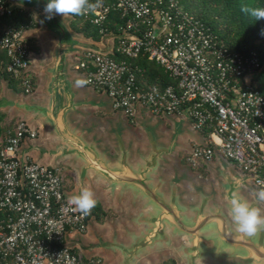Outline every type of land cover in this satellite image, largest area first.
I'll use <instances>...</instances> for the list:
<instances>
[{
    "label": "built area",
    "instance_id": "1",
    "mask_svg": "<svg viewBox=\"0 0 264 264\" xmlns=\"http://www.w3.org/2000/svg\"><path fill=\"white\" fill-rule=\"evenodd\" d=\"M15 7L13 0H0V18L12 16ZM112 11L127 20L122 33L110 34L117 36L113 51L87 50L73 57L74 71L88 81L85 86L106 95L133 125L141 110L155 118L187 117L192 130L207 131L209 139L193 148L192 168L220 157L248 177L255 191L264 188V87L257 83L263 71L258 53L232 52L183 10L181 0H99L95 12L83 17L104 31ZM0 51L7 53V71L21 79L24 95L33 96L32 45L26 31L6 28ZM142 57L163 67L178 87L140 86L135 62ZM38 138L37 129L19 120L0 150V264H104L68 244L69 236L88 234L89 215L68 204L60 169L34 161L21 164L24 140Z\"/></svg>",
    "mask_w": 264,
    "mask_h": 264
},
{
    "label": "water",
    "instance_id": "2",
    "mask_svg": "<svg viewBox=\"0 0 264 264\" xmlns=\"http://www.w3.org/2000/svg\"><path fill=\"white\" fill-rule=\"evenodd\" d=\"M15 1L14 5L18 2V6L36 13L39 26L46 23L43 7L28 0ZM48 20L59 35V43L54 62L47 69L42 68L46 78L42 86L45 103L21 98L3 100L0 108H16L39 119L58 139L54 154L77 167L81 188L100 180L112 200L128 198L136 207L131 226L125 229V241L115 234L113 240L101 241L97 247L115 252L119 264H150L154 257L171 252L177 255L178 264H264V230L245 236L237 231L230 214L229 199L236 192L264 215V201L258 199L250 179L219 157L218 188L208 192L197 188L195 202L186 203L180 182L164 178L162 170L180 148L187 117L177 123L168 142H159L157 134L148 130L145 150L136 151L134 143L116 129L113 135L117 155H110L94 130L78 120L87 106L96 103L79 99L76 80L70 77L68 66H73V57L84 51L110 54L113 48L106 52L84 38L78 39L56 15ZM77 79L81 78L77 75ZM147 114L141 110L139 115Z\"/></svg>",
    "mask_w": 264,
    "mask_h": 264
},
{
    "label": "rangeland",
    "instance_id": "3",
    "mask_svg": "<svg viewBox=\"0 0 264 264\" xmlns=\"http://www.w3.org/2000/svg\"><path fill=\"white\" fill-rule=\"evenodd\" d=\"M15 1V0H14ZM35 6H46L45 0H28ZM16 2V1H15ZM18 4V2H17ZM15 3V6H18ZM35 16L36 13L34 12ZM58 20L66 26L67 29L75 34L78 39H83V36L76 33L71 23L74 17L71 15L63 16L55 14ZM69 26V28H68ZM28 39H33L35 42L32 44V59H31V73L36 79V99H43L42 86L46 82L45 76L42 74V68L47 69L51 65L56 56L57 44L59 43V35L53 30L52 25L47 19L46 23H42L39 28L28 31L26 33ZM106 52H110L114 46V36L107 35L103 39ZM69 74L71 78L77 79V73L74 71L73 66L69 64ZM39 75V76H38ZM6 85L5 82H0V90ZM22 95V94H21ZM83 95L91 96L98 103L97 108H85L83 114L79 116L78 120L85 127H90L94 131V135L100 137L103 141V148L106 149L110 155L116 156L117 150L114 145L113 132L116 129L123 131L124 137L128 142L134 143L135 150H145L147 146V131H154L159 137V142H168L172 138L174 129L183 115H174L170 117L155 118L148 113L147 115L138 117V123L133 125L124 115L113 109L111 100L104 94H98L89 87H83ZM16 99L25 97H18ZM11 124H7L10 128ZM13 129L16 127V122L11 126ZM10 130V131H13ZM191 130V131H190ZM9 132V131H8ZM183 136L180 138V148L176 154L170 158L167 165L162 170V176L169 180H178L185 194L186 203H194L196 199V189L203 188L207 192L218 188V177L216 167L220 165V159H216L210 165H203L200 169H194L190 166L188 159L193 150L197 146L207 145L209 142L208 135L205 131H193L192 123L189 119L184 122ZM64 167L60 166V173L64 179L66 191L76 190L81 187L78 181V170L75 165L70 163L69 160L64 162ZM201 177V179L199 178ZM84 187L90 188L95 196L97 202L101 203L105 216L98 221L94 220V226L97 228L98 234H103L108 238V233H118L123 235V231L130 227V218L135 214L136 207L131 205L128 198L120 202L118 199H111L108 192L105 190L106 184L102 181H95L88 183ZM83 187V188H84ZM178 242L177 244H179ZM169 259L177 261L175 252L165 253L163 256L154 257L150 264H162Z\"/></svg>",
    "mask_w": 264,
    "mask_h": 264
},
{
    "label": "trees",
    "instance_id": "4",
    "mask_svg": "<svg viewBox=\"0 0 264 264\" xmlns=\"http://www.w3.org/2000/svg\"><path fill=\"white\" fill-rule=\"evenodd\" d=\"M242 5L251 7H264V0H181V6L184 11L195 16L201 22L206 24L221 41L232 51L242 54L257 52L263 65V71L259 75L257 83L259 87H264V35L261 30L264 29V20H254L241 11ZM71 23L72 29L96 42L110 34H120L126 26L127 20L122 13L112 11L109 21L102 28L91 25L86 22L83 16H74ZM14 28L22 31H30L39 28V24L35 19L32 10L15 7L12 16L0 18V34L8 28ZM35 41L28 39V43L32 45ZM117 44V39L115 40ZM117 60L122 59L116 55ZM9 58L5 51H0V82L5 81L9 89L15 94H24L21 79L15 78L14 75L8 73L7 65ZM139 66L141 72L138 73V81L142 87H158L165 90L169 87H178V80L161 66L154 62L148 61L146 58H140L135 62ZM34 89L36 90V79L32 76ZM97 92V91H95ZM98 94H102L97 92ZM6 114H0V150L4 145V140L8 135V131L13 127H7ZM191 121V120H190ZM192 123V121H191ZM208 135L207 131H205ZM105 211L101 203L97 202L96 207L89 214L90 218L100 221L105 216ZM162 264H178L176 260L169 259Z\"/></svg>",
    "mask_w": 264,
    "mask_h": 264
},
{
    "label": "crops",
    "instance_id": "5",
    "mask_svg": "<svg viewBox=\"0 0 264 264\" xmlns=\"http://www.w3.org/2000/svg\"><path fill=\"white\" fill-rule=\"evenodd\" d=\"M16 7H21V6H16ZM26 33H28V31ZM83 38L88 43L94 46H97L102 50H106L107 48V46H105V44L103 43V39L101 42H96L84 36ZM75 88H76V91L78 92V97L80 100L87 99V100H90L96 103L95 106H87L86 108L94 109L98 107L97 101L91 98V96L83 95V87H75ZM35 94H36V90H35L34 95L31 97H27L24 94L22 95L15 94L9 89L6 83V85L3 86V89L0 90V102L3 100H10V101L19 100L15 98V95H17L18 97H22V96L25 97L27 101H32L34 103H40V104L45 103L47 97L43 92L41 94L43 96V99H39V98L36 99ZM0 114L7 115V118L5 121L6 124H11L13 122L17 123L19 120H23V121H26L33 128L37 129L39 132V138L37 140H30V139L24 140L21 146L20 152H19V159L21 162L34 161V162H38L43 165H47L51 167H60V166L64 167L63 165L64 162L69 159H58V156L54 154V150H55V147L57 146L58 139L50 133L49 129H46L43 126L42 122L39 119H37L33 115H26L20 110L16 108H12V107L0 108ZM80 189L81 187H77L76 190L74 189L73 191H69V192L65 190L66 197L68 198L70 195L78 193ZM94 220L96 221L95 218H90L89 220V232L87 235L85 236L72 235L68 237L69 246L74 251L81 253L86 259L99 257L104 260V264H119V258L115 252L110 251V250H105L97 246L100 244L101 241L113 240L115 238V234L118 235L121 241H125V238H126L125 230L123 231V235L122 234L120 235L118 233H108V238H106L103 234L97 233V228L94 226V222H93ZM96 222L98 223V221Z\"/></svg>",
    "mask_w": 264,
    "mask_h": 264
},
{
    "label": "clouds",
    "instance_id": "6",
    "mask_svg": "<svg viewBox=\"0 0 264 264\" xmlns=\"http://www.w3.org/2000/svg\"><path fill=\"white\" fill-rule=\"evenodd\" d=\"M97 7H99V0L95 3L92 0H49L44 12L47 19H52L55 14L84 16L95 12ZM241 11L254 20H264V7L242 5ZM261 35H264V29L261 30ZM87 83L88 81L84 79H78L75 81V86L84 87ZM257 197L260 201H264V188L257 193ZM68 204L74 211L87 216L96 207L97 200L93 191L84 187L78 193L68 197ZM229 204L232 220L239 233L252 237L264 230V215L261 214L260 208L251 206L236 192L231 194Z\"/></svg>",
    "mask_w": 264,
    "mask_h": 264
}]
</instances>
